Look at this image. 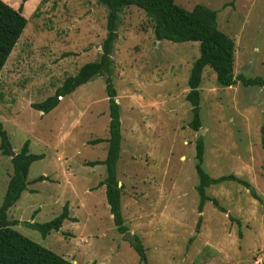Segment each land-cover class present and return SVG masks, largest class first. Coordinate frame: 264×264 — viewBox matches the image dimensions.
Returning <instances> with one entry per match:
<instances>
[{"label":"rangeland","instance_id":"1","mask_svg":"<svg viewBox=\"0 0 264 264\" xmlns=\"http://www.w3.org/2000/svg\"><path fill=\"white\" fill-rule=\"evenodd\" d=\"M4 1L19 8L23 0ZM176 3L216 10L219 28L236 44L234 75H263L264 0ZM23 14L28 25L0 75V122L16 153L29 139L31 151L45 157L32 164L28 189L8 212L14 227L78 264H264V202L250 191L264 200V87L241 81L223 87L207 66L201 127H191L188 81L200 43L158 40L142 8L120 11L112 54L123 134L117 177L125 224L144 243L145 263L118 231L106 186H99L106 166L88 165L108 152L107 141L95 143L110 137L107 75L63 97L49 113L33 107L84 64L100 60L109 8L99 0H28ZM199 138L212 177L235 174L250 183L228 180L207 189L227 212L212 200L199 209ZM13 170L12 156L0 149V207ZM42 175L47 179L34 182ZM67 202L78 221H65L46 238L28 226L54 219Z\"/></svg>","mask_w":264,"mask_h":264},{"label":"trees","instance_id":"2","mask_svg":"<svg viewBox=\"0 0 264 264\" xmlns=\"http://www.w3.org/2000/svg\"><path fill=\"white\" fill-rule=\"evenodd\" d=\"M28 0H23L19 8H15L4 0H0V75L22 34L24 33L28 19L23 14L24 5ZM109 8L108 35L103 42V53L100 60L84 64L75 75L68 76L64 83L57 88L54 95L33 107L37 110L49 113L53 111L66 97L75 92L80 86L90 82L96 76L106 74V91L109 97L110 107V137L108 139H96L95 143L108 142L107 156L103 160L88 162L89 166L103 164L107 169V176L100 186H106L107 200L111 214L117 229L125 234L129 229L125 224L122 213L123 187L119 186L117 177L118 161L122 151V123L121 106L117 102V89L112 76V54L118 38L117 21L120 11L128 6L142 8L154 21L156 38L158 40H170L173 42L196 41L200 43V56L195 60L188 84L190 91L187 95L192 104L193 119L191 127L199 130L201 127V93L200 86L203 79V71L207 66L212 67L217 74V81L223 87H230L241 81L244 86L258 85L264 87V73L262 76L247 77L243 74L234 75V62L236 44L232 37L219 28L218 12L207 5L197 4L192 10H188L176 3V0H99ZM0 149L4 155L12 156V143L8 131L0 122ZM264 143V142H263ZM31 141L28 139L21 150L12 157L13 174L8 183L3 203L0 207V264H78L57 252L34 241L17 230L18 224L9 218L8 212L28 189L30 182L28 175L35 161L43 159L45 154L33 153L30 149ZM205 144L199 138L196 145V169L199 175L197 190L201 196L199 209L202 211L206 201L212 200L221 211L227 212L216 198L207 194V189L214 184L224 181H235L249 187L250 183L235 175H223L212 177L204 169ZM47 179L42 175L34 182ZM261 202L263 198L254 190L251 192ZM35 215L33 216V218ZM230 218L232 216L230 215ZM68 219L78 221L70 216V205L67 202L61 214L54 219L45 222H29L28 226L41 232L46 238L52 231L60 230ZM241 226V221H238ZM137 237V236H136ZM129 241V240H128ZM132 246L138 252L141 261L147 263L148 257L144 243L137 237ZM94 264V263H93Z\"/></svg>","mask_w":264,"mask_h":264},{"label":"water","instance_id":"3","mask_svg":"<svg viewBox=\"0 0 264 264\" xmlns=\"http://www.w3.org/2000/svg\"><path fill=\"white\" fill-rule=\"evenodd\" d=\"M16 154H17V153H16L14 150H12V157H14ZM119 186H122V184L119 183ZM250 191H254V189L251 188ZM124 238L127 239V240H129V241L132 242V243H135V242L137 241V237L133 234L132 231H127V232L124 234Z\"/></svg>","mask_w":264,"mask_h":264},{"label":"crops","instance_id":"4","mask_svg":"<svg viewBox=\"0 0 264 264\" xmlns=\"http://www.w3.org/2000/svg\"><path fill=\"white\" fill-rule=\"evenodd\" d=\"M99 186H100V184H99ZM100 187H101V186H100ZM96 189H98V188H96V187L94 186V187H92L90 190L93 191V190H96ZM109 207H110V206H109ZM70 216H71L72 218H77V217H75V216H73V215H71V214H70ZM77 219H78V218H77ZM68 220H71V219H68ZM66 221H67V220H66ZM76 261H77V260H73V262H75V263H76Z\"/></svg>","mask_w":264,"mask_h":264}]
</instances>
